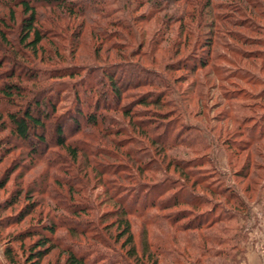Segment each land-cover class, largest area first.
<instances>
[{
	"label": "trees",
	"instance_id": "trees-1",
	"mask_svg": "<svg viewBox=\"0 0 264 264\" xmlns=\"http://www.w3.org/2000/svg\"><path fill=\"white\" fill-rule=\"evenodd\" d=\"M72 15L78 20L70 28L73 33L68 43L75 47L88 34L95 41V53L91 60L66 64L68 55L63 54L65 48L50 38L48 25L51 23L62 28L57 19ZM256 22L264 24V0H0V69L11 66L10 71L5 73V81L0 77V162L14 149L13 144L10 147L5 145L10 140L7 135L21 139L33 157L32 163L39 161L56 171L51 176H47V172L42 175L37 193L71 201L67 203L62 199L60 203L40 205L36 200L26 198L17 221L35 212L34 207L37 206L39 222L35 228L20 231L14 238V241L20 242L37 237L34 245L26 253L23 251L25 263L41 264L56 245L53 236L60 228L81 236L90 229L96 241H104L97 233L98 225H95L94 218L83 219L77 215L86 211L85 205L87 209L94 208L88 202L77 203L79 198H91L84 194L87 191L85 183L76 176L77 167L73 162L80 155L85 161L93 163V176L103 186L102 193L117 205L116 210H109L105 216H100L103 221L109 216L116 228H121L116 241L123 238V246L127 250L116 253V259L107 261L108 264H136L129 261L131 257H135L138 264L239 262L240 255L244 253L241 248L246 234L244 230L248 231L242 223L251 218L246 203L250 198H245L247 201L237 198L233 191H228L230 184L217 190L204 182L203 176L196 174L203 164L209 168L210 157L204 161L201 155L182 162L178 159L179 155L169 154L166 167L172 168L169 174L158 165L149 144L165 154L180 146L190 148L189 143H195L198 136L194 128L181 125L186 109L179 105L180 92L164 70L174 71L176 67L198 70L209 66L215 57L223 59L231 56V51L237 53L239 49L232 43L242 37L235 27L245 28L252 33L247 35L263 46L264 25H257ZM10 28L13 32L8 31ZM106 43L108 48H115L121 43L129 48L125 52L116 50L117 56L122 59L119 62L100 61L99 51ZM17 45L24 50L18 49ZM218 46L225 54L216 52ZM157 50L162 51L161 58L157 57ZM185 50L194 52L191 56L195 61L193 65L181 60ZM176 54H180V64L162 62L165 57L170 59ZM104 57L108 59L106 55ZM20 60L27 62L29 67L20 66ZM239 71L241 73H232L249 83L258 82L246 72ZM215 72L219 73L216 69ZM125 97L142 107H169L167 110L172 112L170 118L164 122H154L152 117L137 120L132 116L135 113L132 108L123 107ZM106 99L111 101L104 103ZM115 111L120 112L132 126V137L128 134L129 146H125L117 156L106 148L101 150L93 146L94 142L103 140V136L113 133L111 125H115L116 132L128 136L127 127L122 125L123 122L120 126L113 115ZM62 121L69 122L70 126L66 128ZM5 129L8 133L2 137ZM253 131L256 128L246 129V135L257 144L264 135L261 128L258 135H252ZM51 132L55 136L53 141L45 137ZM167 132L171 135L165 139ZM117 141L113 140V144L119 147ZM122 145L120 147H124ZM203 148L205 146L199 147V150ZM99 153L108 154L107 157L115 162L97 161ZM118 156L121 157L118 159ZM87 157L91 158L88 160ZM67 158L72 161L69 165ZM7 159L13 165L2 177L0 188L10 180L15 166H32L31 163L23 165L20 158L17 162H14V157ZM80 167L85 174L88 172L82 165ZM156 172L161 174L155 177ZM143 173L152 179L150 184L140 179L139 174ZM121 180L125 184L119 182ZM186 180L191 181L188 187ZM195 185L202 186L209 195L224 196L229 207L215 203L216 200L207 196L206 192L194 190ZM51 188H57V193ZM146 191L150 199H147ZM23 192L26 195L27 191ZM165 192L168 194L162 198ZM29 193L27 196L31 195ZM21 194L18 191L11 199V206L18 202ZM232 195L234 198H231ZM173 207L180 208L170 212ZM217 207H220L219 210ZM53 209L68 213L66 222L60 219L64 215L57 213L51 216ZM89 214L87 212L86 215ZM43 217L46 222H43ZM136 220H141L145 229L150 228L148 237L142 231L140 252L132 229ZM65 251L68 253L63 264H95L101 258L97 254L90 256L94 249L87 253L89 256L85 252L79 253L71 245L66 246ZM4 253L10 263L16 262V254L10 246L5 248Z\"/></svg>",
	"mask_w": 264,
	"mask_h": 264
},
{
	"label": "rangeland",
	"instance_id": "rangeland-1",
	"mask_svg": "<svg viewBox=\"0 0 264 264\" xmlns=\"http://www.w3.org/2000/svg\"><path fill=\"white\" fill-rule=\"evenodd\" d=\"M77 20L78 17L74 15L63 19H57L59 26L64 29L58 26L55 27V24L53 25L49 23L48 25V28H50L49 31H51L50 38L55 40V42H58L59 45L63 47V49L65 48L63 54L65 56L68 55L66 64H71L73 61L80 63V61L88 59L91 60L93 59V53H95L93 49V43L95 41L90 38L88 34H85L84 39L81 41L79 40L75 47H72L71 44L68 43V40L73 33L70 32V28ZM256 24L260 25L262 23L256 22ZM234 29H236L238 35L242 37L240 41L234 40L236 44L232 43L233 47L236 49L238 48V52L240 51V53H234L231 51V53L228 52L231 56L227 57L224 55L225 57H223V59L215 57L212 60L213 64L210 63L209 66L202 67L198 70H190L183 67H176L174 71L164 70L166 74L171 76V80L175 83L176 89L180 92L181 98L179 105H182V107L186 109V111H184L186 117H183L181 125L184 127L189 126L190 128H194L198 132L195 143H193V141L189 143L190 148L186 146H180L174 151H166V153L163 154L160 153L161 151L155 149L156 146L150 145L148 140L146 141L144 138L143 140L149 144L152 154L154 155L155 153V159L157 163H159L158 165L161 167V169L165 170V172L169 174L172 172L171 167L166 169L168 162L167 158H169V154L179 155L178 159L182 160V162L192 159L196 156L201 157V155L203 156L202 158L204 161L209 160L210 157L211 164L208 165L209 168H206L207 165L203 164L202 169L197 170L198 173L196 174L199 175V177L203 176L202 178L204 179V182H208L214 188L216 187L215 189L217 190L218 188H222L223 186L225 187L230 184L231 190L228 189V191H233L234 194L237 195V198H250L249 201L246 199L245 200L249 205L251 218L242 223L246 229L248 228V231L244 230L246 234L241 247L243 248L242 250H244V253L240 255L239 262L237 264H264V136L263 138L259 139L258 143L256 144L254 143L255 141L253 142L246 135V129L250 127L253 129L256 128V131H253L252 135H258L260 128L262 131L261 134L264 135V45L261 46L258 44V42H254L252 38L247 35L252 33L248 32L245 28L235 27ZM8 31L13 32V29L10 28ZM11 38H13V36H11ZM262 39L264 41V37H262ZM101 47L102 49L99 51L100 61L107 62L111 60H117L118 62L121 61L122 59L117 56L116 50L118 49L125 52L129 48L127 46H123L122 43L118 44L115 48H108L109 46L107 43ZM17 48L22 50L20 45H17ZM215 49L216 52H222L225 54L222 47L218 46ZM191 52L192 50H185L180 57H183L181 60L186 62V64L193 65L195 61H193L191 56L194 54V52L193 54ZM198 52L203 53L202 50L199 51V49ZM26 53H28V51ZM161 53L162 51L157 50L156 55L158 58H161ZM168 53L170 52L168 51ZM180 54L172 55L173 57L171 56L170 59L165 57V60L162 62H167L169 64H180V57H178ZM105 55L108 57V59L104 57ZM261 55L262 60L260 59ZM20 61V66L29 67L27 62L22 60ZM211 64L213 65L212 67ZM10 67L8 69V67L5 66L0 69V77L2 81H5L3 78L5 73L10 71ZM215 69L219 71L218 74L215 72ZM239 70H241L243 73L246 72L248 76L254 78L258 82L249 83L248 81H245L246 79L242 78V80L238 77H235V75H233L234 73L232 72L241 73ZM225 74H229V76L227 75L226 77ZM111 99H106L104 103L111 101ZM122 104H124L123 107L127 109L128 107L132 108V112H135L132 114V116L137 120H144L148 117H152L154 122H164L166 118H170V113H172L171 110H167L169 107H157L154 105L142 107L136 105L129 97H125L122 101ZM150 113L152 115H149ZM113 115H115L118 119L120 126L122 124L121 122L124 123L122 125H125L129 131L127 135L130 134V137H132V126L128 123V120L124 118V116L118 111H115ZM62 122L66 128L70 126L69 122ZM109 127L114 129L113 133H110V135L107 136L105 135V137L103 136V140L101 138L96 143L94 142L93 146L101 148V150L106 148L109 153H113L117 156V154L122 153V149L125 148V146H129L127 144L129 141V135L124 137L125 134H121L120 131L116 132L117 128L115 125H111ZM7 133L8 131L5 129L2 133V137ZM170 135L171 133L169 134L167 132L164 138L167 139ZM99 136L101 137L102 134L99 133ZM7 137L10 140L7 144H4L8 145L9 147L11 144H13L12 147H14V149L10 155L6 156V158L0 162V181L2 180V177L6 171L13 165V163H9L7 157H14V159H16L14 162H17V160L20 158V163L23 165H29L31 163L32 166H22V168L15 166L10 175V180L3 188H0V264H27L25 263L26 261L23 258V254L26 253L29 247L34 245L37 237L32 236L25 238L20 242L14 241V238L20 231L35 228L39 222V217L37 215V209L39 207L35 206V212L32 214L28 213L25 215L24 219L19 220L18 222V214L24 208L25 202L27 200L26 198H32L33 200H36L40 205L46 202H49L50 204H55L57 202L60 203L62 202V199L67 203H71V201L68 198L55 199L49 198L48 195H45L44 193H37V188L39 186L41 187V184L38 185V182L42 175L46 174L47 172V176H51V174L55 173L56 171L54 169H49L48 166H44L39 161H34V163H32L33 157L29 150L26 149L27 147L22 144V140L8 135ZM45 137L47 140L51 141L55 139V136L52 132L46 134ZM104 138H107V140L105 141ZM113 140H118L117 143L119 147H116L113 144ZM122 143L124 145H122ZM104 145L105 147H103ZM121 145L124 147H120ZM36 146L39 147L40 145ZM202 146H205V148L199 150V147L201 148ZM194 148H198V151H195L196 153L193 151ZM105 155L99 153L96 156L97 161L105 163L115 162L113 159L107 157L108 154L106 156ZM120 157L121 156H118L117 158L119 159ZM90 158H88V160ZM67 161L68 165L72 163V161L68 158ZM80 163L82 168L88 171L86 174L80 169L81 165L78 166ZM73 164L75 167H77L76 176L81 178V180L85 183L87 191L84 192V194L86 193L91 197L79 198L77 203L88 202L90 206L94 207L92 210H90L89 208L87 209L88 206L85 205L84 208H86V211L76 214L80 215V217L83 219L94 218L95 225H98L97 233L104 241H96L93 237V232H89L90 229L86 231L84 236H81L79 234H71L66 229L60 228L56 230L53 236L56 245L41 261V264H63L67 259L68 252L65 251V249L68 245H71V247L76 249L79 253L85 252L87 254L91 252V249H94L95 251H92L90 256L94 254L101 256V258L98 259L95 264H108L107 261L111 262L116 259V253L119 251L126 252L127 250L126 247L123 246V238L119 239V241H116L118 240L121 228H116L109 216H107L106 221L101 219L103 216H105V212L109 210H116L117 205L114 204V202L109 201L108 196L102 193L103 186L98 183L97 178L93 176V163L85 161L84 156L80 155L79 159L76 162H73ZM160 174L161 172H156L155 177L159 176ZM60 175L63 174L60 173ZM63 176L66 177V175ZM147 176L148 175L144 173L141 175L139 174L140 179H145L143 183H148L146 181H149L150 184L152 179ZM68 177L70 178L71 175ZM119 182L125 184V182L122 180ZM74 184L80 185L79 182H74ZM186 184L188 187L191 185V181L186 180ZM32 187H34L33 191ZM58 189L65 192L63 188L59 187ZM58 189L56 188V190H53L55 193H57ZM24 190L27 191L26 195H24ZM194 190L201 193L206 192L207 196H211V198H214L213 200H216L215 203L218 202L217 204H222L225 208L229 207V204L224 199L225 197L222 195H209L208 191L199 185H195ZM18 191H21L22 194L19 197L18 202L12 204L11 206V199L16 197ZM28 191L31 193L30 196H27L29 193ZM147 192L148 191L145 192V195ZM167 194L168 193L165 192L162 195V198L167 196ZM149 195H146L147 199L151 198ZM231 198H234V195H232ZM255 198H261V200L258 201ZM179 208L173 207L169 210L170 212H175ZM219 208L220 207H217V210H219ZM46 211L47 209L45 212ZM50 212L51 216H55L57 213L58 215H64L60 216V219L66 222V215H68V213L63 212L61 209H53ZM87 212L90 213L89 216L86 215ZM43 220V222L47 221L44 219V217ZM16 221L18 223H16ZM106 225L107 227H105ZM132 229L135 231V240L136 245L138 246L137 250L140 252L139 245L143 238L142 231H145L146 236L148 237L150 228L145 229V225L142 223V221L136 220L132 225ZM156 232L157 234L159 233L157 230ZM147 237L146 240H148ZM179 244L177 243L176 245L180 249H183V247H181ZM7 246H10L16 254L15 263H10L9 258L4 253V250ZM185 251L186 253L188 252L187 249H185ZM131 260L138 264L135 257H131L129 261ZM158 260H160L159 257ZM215 262L216 261H212V263Z\"/></svg>",
	"mask_w": 264,
	"mask_h": 264
},
{
	"label": "crops",
	"instance_id": "crops-1",
	"mask_svg": "<svg viewBox=\"0 0 264 264\" xmlns=\"http://www.w3.org/2000/svg\"><path fill=\"white\" fill-rule=\"evenodd\" d=\"M246 254V253H245Z\"/></svg>",
	"mask_w": 264,
	"mask_h": 264
}]
</instances>
